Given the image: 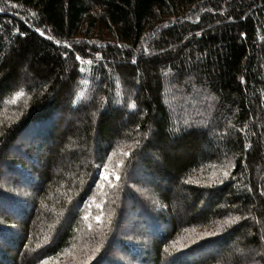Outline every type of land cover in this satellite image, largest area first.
<instances>
[{"label": "trees", "instance_id": "1", "mask_svg": "<svg viewBox=\"0 0 264 264\" xmlns=\"http://www.w3.org/2000/svg\"><path fill=\"white\" fill-rule=\"evenodd\" d=\"M0 7V264H264V0Z\"/></svg>", "mask_w": 264, "mask_h": 264}, {"label": "rangeland", "instance_id": "2", "mask_svg": "<svg viewBox=\"0 0 264 264\" xmlns=\"http://www.w3.org/2000/svg\"><path fill=\"white\" fill-rule=\"evenodd\" d=\"M69 118V117H68ZM100 170L101 171H103L101 168H100ZM131 177H134V178H136V179H138V181L141 183L142 181H145V179H147L144 175H141L139 172H133V176H131ZM22 180L23 181H26V179L25 178H23L22 177ZM1 183H4L5 181H0ZM142 184V183H141ZM148 188H151V187H148ZM129 198H130V196H126V198H125V205L126 204H128V200H129ZM148 198H150V199H152L153 201H154V203L156 204V200L155 199H153L154 197L152 196V197H148ZM129 206H127L128 208H130L131 207V205L130 204H128ZM207 205L206 204H204V203H201V207L202 208H205ZM4 207V206H3ZM4 212L3 213H14V211H12L13 210V208H9L8 206H5L4 208ZM139 221V222H138ZM125 224L126 225H135L136 227H135V230H127V232H128V234H130V235H134V234H137V233H139V235L140 236H142L141 237V239L144 241V242H146V241H148V239H147V237H146V235L144 234L145 232H147V233H154V232H157L158 230H156L157 229V227H155L154 229H152V228H145L146 227V225H143L142 223H140V220L136 217V216H134V214L132 213V215H127L126 217H125ZM132 226H130L129 228L130 229H133V227ZM15 229H19V227H17V226H15ZM126 232V233H127ZM207 251H211V250H208V249H206V248H204V249H202V250H200L199 252H198V254H192V256H193V258L191 257H187V255L186 256H182V259L184 260H186V264H192V263H194V262H196V261H199V260H201L202 258H204L205 256H201V255H204V254H206L207 253ZM213 252V251H212ZM215 253V252H214Z\"/></svg>", "mask_w": 264, "mask_h": 264}, {"label": "snow or ice", "instance_id": "3", "mask_svg": "<svg viewBox=\"0 0 264 264\" xmlns=\"http://www.w3.org/2000/svg\"><path fill=\"white\" fill-rule=\"evenodd\" d=\"M15 6H16V5H13V7H15ZM3 10H4V9H3L2 7H0V11H3ZM33 15H35V13H34ZM229 18L231 19V17H229ZM35 31L38 32L41 36L44 35V32H42L41 29H40L39 27H37V28L35 29ZM19 34H20V35H25V33H23V32H20ZM198 34H199V33H197V35H198ZM241 35H244V34L242 33ZM49 39H51V37H49ZM68 47H71V46L68 45ZM67 55H68V53H65V56H67ZM75 60H76V61H80V60H82V57H80L79 55H77V56H75ZM88 63H91V61H88ZM133 63H135V61H133ZM80 71H83V69H80ZM72 94H73V93H72V89L70 88V96H71ZM18 95H19V93H18ZM128 108L132 109L133 111L138 110V106H137V104H136L134 101H133L132 103L128 104ZM141 115H143V113H141ZM136 143L139 144V141H136ZM247 147H248V146L245 145V148H247ZM124 155L127 156V155H129V153H124ZM110 158H111V157L109 156V159H110ZM103 167H104L105 169H107V164H104ZM97 173H98V175H99V177H100L101 180H103V181H105L107 184L111 185L112 180L110 179L109 174H107V173L104 172V171H101L99 166L97 167ZM112 175H115V174H112ZM224 176H225V177H229V173H228L227 171H225V172H224ZM115 179L118 181V180L120 179V177H119V176H115ZM94 183H98V181H96V180L94 179ZM248 190H249V191H252L251 188L248 189ZM260 194H261L262 196H264V191H261ZM97 207L99 208L100 206L97 205ZM99 219H100V217L98 216V217H97V220H99ZM205 235H206V236H214V235H216V233H215V232H213V233H205ZM261 240H264V235L261 236ZM96 251H99V249L97 248ZM94 254H95V253H93V255H94ZM91 258H92V257H89V259H91ZM262 259H264V257H262ZM41 264H46V261H42ZM84 264H88L87 260L84 261ZM96 264H103V257H101L99 260H97V261H96ZM256 264H259V262H256Z\"/></svg>", "mask_w": 264, "mask_h": 264}]
</instances>
